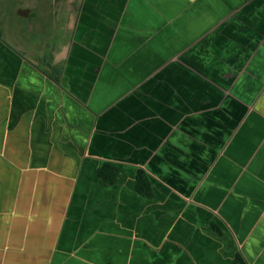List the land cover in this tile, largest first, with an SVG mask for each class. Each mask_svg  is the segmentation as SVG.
Returning <instances> with one entry per match:
<instances>
[{"label": "crops", "instance_id": "0c3cea01", "mask_svg": "<svg viewBox=\"0 0 264 264\" xmlns=\"http://www.w3.org/2000/svg\"><path fill=\"white\" fill-rule=\"evenodd\" d=\"M29 8L0 26V264H264V0Z\"/></svg>", "mask_w": 264, "mask_h": 264}, {"label": "rangeland", "instance_id": "374dc122", "mask_svg": "<svg viewBox=\"0 0 264 264\" xmlns=\"http://www.w3.org/2000/svg\"><path fill=\"white\" fill-rule=\"evenodd\" d=\"M40 3V8L38 14H34L30 23L35 24L36 18H44L55 21L59 17V5L61 4V0L57 5L52 6L53 0H37ZM32 3H35V0H0V26L2 28V18L5 20L4 25L8 30L15 29V23L17 21H21V23H25L23 18L19 15L20 10L28 9L30 6L32 7ZM3 7V8H2ZM2 9L5 12L4 17H2ZM31 9V8H29ZM30 26V25H29ZM30 30V28H28Z\"/></svg>", "mask_w": 264, "mask_h": 264}, {"label": "trees", "instance_id": "16d2710c", "mask_svg": "<svg viewBox=\"0 0 264 264\" xmlns=\"http://www.w3.org/2000/svg\"><path fill=\"white\" fill-rule=\"evenodd\" d=\"M118 172L119 169L117 167L106 164L100 169L99 175L105 183L114 184ZM137 189L141 194L145 196L151 197L153 195L151 181L144 171H139L137 174ZM236 263L247 264L240 254L236 256Z\"/></svg>", "mask_w": 264, "mask_h": 264}, {"label": "flooded vegetation", "instance_id": "af4514ba", "mask_svg": "<svg viewBox=\"0 0 264 264\" xmlns=\"http://www.w3.org/2000/svg\"><path fill=\"white\" fill-rule=\"evenodd\" d=\"M56 1H59V0H56ZM75 1H77V0H75Z\"/></svg>", "mask_w": 264, "mask_h": 264}]
</instances>
